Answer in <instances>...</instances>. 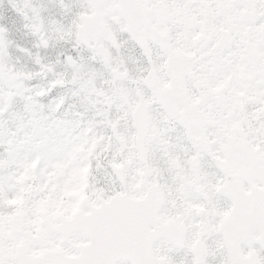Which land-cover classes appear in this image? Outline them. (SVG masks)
Returning a JSON list of instances; mask_svg holds the SVG:
<instances>
[{
    "label": "snow or ice",
    "instance_id": "obj_1",
    "mask_svg": "<svg viewBox=\"0 0 264 264\" xmlns=\"http://www.w3.org/2000/svg\"><path fill=\"white\" fill-rule=\"evenodd\" d=\"M72 23L105 63L139 50L151 132L104 151L56 121L0 131V264H264V0H82Z\"/></svg>",
    "mask_w": 264,
    "mask_h": 264
},
{
    "label": "rangeland",
    "instance_id": "obj_2",
    "mask_svg": "<svg viewBox=\"0 0 264 264\" xmlns=\"http://www.w3.org/2000/svg\"><path fill=\"white\" fill-rule=\"evenodd\" d=\"M1 1L5 5L11 6L14 10H18L19 14L22 17H24L25 19L24 21L27 22L28 25L35 22V20L39 21L42 15L41 13L43 11V7L45 6L46 2L50 6L52 5L51 2L57 3V6L60 8L61 12H63V18H66L69 15V6H67L66 4L67 0H64L63 3L61 2V0H1ZM26 9L28 11V14L30 15L29 19L25 18L27 17L25 13L20 12V11H25ZM35 37L37 39L38 48H36L33 52L30 53V58L33 62L34 65L33 67L38 68L39 65L45 63L47 56V49H49V46L47 48V46L41 43V39H45L49 43L50 40L47 37L46 33H44V29H42L41 27H40V32L36 33ZM2 42H3L2 47H0V65H3V67L0 68V81H2V83H0V131H2L5 134V136H8L11 133L22 131L19 129V125L22 122L26 125L37 120L42 123L52 122L50 120L45 122V120L36 119L35 116L33 115V113L37 112V110H33L34 109L33 107L29 108L28 102L30 101L31 98H33V95L32 93H30V88H28L25 84L26 81L30 82L31 78H28L27 75L26 76L16 75L17 73L32 74V71L28 69L27 60L19 59L18 50L12 52L8 42H6L3 38H2ZM89 53L90 54L88 56V59L85 58L79 64V71L76 73V75L71 71V67L73 64L70 67L68 62H66L64 67L67 70L68 78L74 76V79L72 78L73 81L70 80V85H72L73 88L75 86H78L77 90L80 91L81 93L79 97L80 101L85 100L87 105L93 107V110L95 111L96 105L94 104V102H96L97 99L95 95L103 97V105H104V108L102 110L103 112L102 117L104 123L103 125L104 127L109 128V125L112 126L117 124V122L110 120V116L107 111V109H109L110 107L109 105H115L117 111L123 115V118H126L127 112L133 103V97L131 96L129 91L122 86L121 81H119L117 83V86H115L114 85L115 80H113V78H109V77L104 78L101 73L92 71L91 63L98 62L100 57L99 56L94 57L91 51H89ZM38 59L41 62L39 64L37 63ZM104 64L108 68L110 61L109 63L104 62ZM120 69L123 71L122 66H120ZM47 74L50 75V73ZM36 76L38 79H43L44 76L43 71L40 70V73L38 72ZM59 76L62 75H59L58 72H55V77H53L52 79L59 78ZM96 78L100 79L101 85L103 83H108L109 91L105 92L102 87L100 86L97 87L94 84ZM44 85L46 86V82H44ZM15 102H19V103L17 104ZM23 107H25V109ZM63 124L69 129L72 128V125H69L68 122ZM84 128H87V126H84ZM114 129H117V127L115 126ZM122 132L123 131L115 135L124 137ZM150 132H151V128L148 134ZM90 134L91 135L89 136V138L88 135L87 137H84L83 132L81 135H79L85 139L89 148H91L92 145L94 144L98 145L100 143L106 142L105 140H103L104 139L103 137L97 139V134H95L94 132H91Z\"/></svg>",
    "mask_w": 264,
    "mask_h": 264
}]
</instances>
